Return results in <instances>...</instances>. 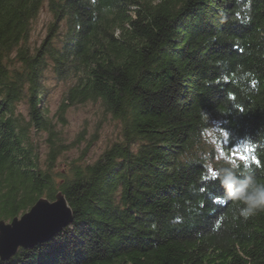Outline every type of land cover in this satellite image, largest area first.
I'll return each mask as SVG.
<instances>
[{"label": "trees", "instance_id": "16d2710c", "mask_svg": "<svg viewBox=\"0 0 264 264\" xmlns=\"http://www.w3.org/2000/svg\"><path fill=\"white\" fill-rule=\"evenodd\" d=\"M44 6L50 23L32 46ZM48 59L75 83L61 111L99 101L120 123V140L58 182L60 144L51 138L42 166L29 138L57 132ZM211 121L264 183V0H0V219L57 192L73 216L0 264H264V211L233 219L241 205L213 179L226 161L205 164Z\"/></svg>", "mask_w": 264, "mask_h": 264}, {"label": "rangeland", "instance_id": "374dc122", "mask_svg": "<svg viewBox=\"0 0 264 264\" xmlns=\"http://www.w3.org/2000/svg\"><path fill=\"white\" fill-rule=\"evenodd\" d=\"M50 19V14L44 6L39 16L32 22L29 44L32 46L39 45L49 26ZM74 84L71 78L58 79L53 72L51 59L47 60V67L43 72V85L46 89L44 100L47 115L56 123L57 132H53L51 136L45 131H39L38 134L32 132L29 138L38 145L39 161L42 166L48 162L47 154L50 145H53V141L60 144L58 155L51 168V175L55 182L60 179V174L65 175V169L70 162L75 160L92 162L103 149L121 139L120 123L105 111L99 101L67 104L65 110H60V105ZM26 109L27 103L20 101L16 104L15 112L26 117ZM61 115L64 122L59 120ZM52 137L53 141L51 140ZM201 139L202 144L207 149L202 155L210 170L221 160H232L231 156L243 161V158H240L235 151L233 152V148L229 153L227 152L225 149L227 144H224L225 141L222 138V129L215 121L209 123Z\"/></svg>", "mask_w": 264, "mask_h": 264}, {"label": "water", "instance_id": "95a60500", "mask_svg": "<svg viewBox=\"0 0 264 264\" xmlns=\"http://www.w3.org/2000/svg\"><path fill=\"white\" fill-rule=\"evenodd\" d=\"M72 219L70 207L61 192L51 200L38 198L27 211L10 221L0 219V259H9L18 248L48 241Z\"/></svg>", "mask_w": 264, "mask_h": 264}, {"label": "clouds", "instance_id": "9594fccd", "mask_svg": "<svg viewBox=\"0 0 264 264\" xmlns=\"http://www.w3.org/2000/svg\"><path fill=\"white\" fill-rule=\"evenodd\" d=\"M254 147L255 145H249L244 151H250ZM188 162H192L191 159ZM214 179L218 180L223 188L226 201L237 202L241 205L236 209L233 219L240 218L246 221L259 211H264V183L256 182L254 170L249 163L240 160H226L222 166L217 168ZM174 222L179 223V220Z\"/></svg>", "mask_w": 264, "mask_h": 264}, {"label": "snow or ice", "instance_id": "6c2138e0", "mask_svg": "<svg viewBox=\"0 0 264 264\" xmlns=\"http://www.w3.org/2000/svg\"><path fill=\"white\" fill-rule=\"evenodd\" d=\"M215 173H213V179H214Z\"/></svg>", "mask_w": 264, "mask_h": 264}]
</instances>
